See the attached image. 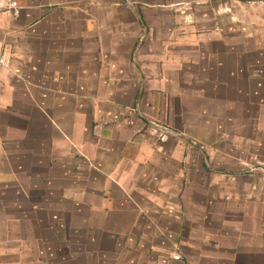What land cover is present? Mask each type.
<instances>
[{
  "label": "crops",
  "instance_id": "crops-1",
  "mask_svg": "<svg viewBox=\"0 0 264 264\" xmlns=\"http://www.w3.org/2000/svg\"><path fill=\"white\" fill-rule=\"evenodd\" d=\"M19 3L0 264H264V0Z\"/></svg>",
  "mask_w": 264,
  "mask_h": 264
},
{
  "label": "built area",
  "instance_id": "built-area-1",
  "mask_svg": "<svg viewBox=\"0 0 264 264\" xmlns=\"http://www.w3.org/2000/svg\"><path fill=\"white\" fill-rule=\"evenodd\" d=\"M21 5L19 0H0V14L7 15H18L20 13ZM9 64V58L4 53H0V66H7ZM148 133L160 140H164L168 135L174 136H185L186 133L183 131H174L162 122L152 120L148 125ZM186 146L192 147H203V145L197 140H189L186 142Z\"/></svg>",
  "mask_w": 264,
  "mask_h": 264
}]
</instances>
